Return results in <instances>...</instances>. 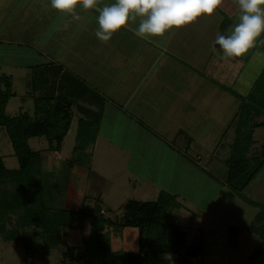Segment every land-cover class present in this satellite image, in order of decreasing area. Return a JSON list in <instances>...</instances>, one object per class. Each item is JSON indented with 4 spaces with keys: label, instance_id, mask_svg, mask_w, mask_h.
<instances>
[{
    "label": "rangeland",
    "instance_id": "rangeland-1",
    "mask_svg": "<svg viewBox=\"0 0 264 264\" xmlns=\"http://www.w3.org/2000/svg\"><path fill=\"white\" fill-rule=\"evenodd\" d=\"M73 13L52 9L49 7V0H0V72L11 76L10 90L14 92L7 103V114L16 115V113L25 111L33 116L34 98L38 96H46L49 98V102L58 97L66 102L68 98H71L67 92V86L64 87L63 83H60L61 81L59 85L62 87L55 91L44 87L36 88V76L32 69L36 65L40 66L48 61H53L55 64H62L64 69H68H65L66 71L79 74L86 67L89 68L86 62L89 57H93V60L101 65H106L109 61L111 56L106 54L105 48H101V40L87 37L86 30L81 31L78 27L76 29V22L68 18L71 16V19L74 20ZM80 25L85 26L86 22L80 19ZM91 25L93 24L91 23ZM87 42L94 43V45L91 49H86L87 52L84 53L82 51L83 43ZM263 45L264 32L257 37L253 46L241 57H246L255 49L262 50ZM94 48H101V50L96 52L93 50ZM103 54L106 55L104 60L100 58ZM96 71L92 70L91 72L93 78L98 77L96 74L98 70ZM102 81L106 83L105 78ZM56 84L58 85V80H56ZM245 84V86L237 84L240 87L235 85L232 88L243 94L250 83ZM79 88L81 89L82 86L80 85ZM87 88L90 89L89 85ZM96 88V94L93 93V95L95 94L101 100L106 96H111V89L113 91L117 89L115 85L110 84H106L104 87L96 86ZM211 89L210 95H214V98L207 107L209 114V120L205 119L206 123L207 120L209 121L208 129L206 128L207 134L204 133L203 136H201L202 132L194 134L193 141L195 143L192 144V148L188 147L186 151L183 150L187 136L166 133L168 139L172 140L173 136L176 138L174 137L175 141L172 143V151H163L165 148L158 135L154 134L155 138H149V135H143L141 132V150L137 151L138 157L141 156V177L140 174L133 175L130 179L124 177L122 170L124 159L119 158L118 150L113 147L115 145L107 143L108 147L105 148L106 143L104 146V142L100 140L93 157L88 155L87 150H90L88 145H85L84 149L73 150L74 145L78 143L73 135L77 124L76 117H72L71 126L73 129L64 134L58 150L48 149L43 136L29 137L28 145L31 149L38 150L41 158L37 169L32 170L33 179L38 182L36 184L40 189L31 188L29 195H33L35 200L27 204L42 207V211H39L42 218L45 211L48 214L55 211V213L63 215L61 210L63 207H65L64 209L81 208L85 210V206L92 208L97 201L100 205L99 213L101 215L110 219H119L123 212L122 206L128 199L155 200L160 190L169 194L177 192L180 196L179 200L184 206L180 204V207H172L166 221L174 229L184 233L183 242H186L182 243L181 248L188 249L192 245L196 246L198 240L201 241L200 228L197 227L199 225L213 226L216 224L221 227L228 223H235V219L239 221L238 217L242 218L240 223L243 224L250 217L244 226H238V231L240 230L242 235L240 236L247 241L248 251H250L249 249L254 251L259 246L264 249V208H261L262 205L264 206V165L243 190L244 195L250 200L254 199L259 202L258 212L253 215V207L256 205L253 206L239 198L220 181V178L224 179L226 173L225 159L230 153V142L234 133L232 126L228 125L237 110L238 98L223 90H216L219 88H215L214 85L211 86ZM218 95H223L224 99L221 98L223 100L220 101L221 99L215 98ZM83 101V99L77 100L80 106ZM42 102L48 104L45 99H42ZM96 104L99 103L96 102ZM74 105L76 104L74 103ZM11 106L16 109H12ZM74 109L76 112V108ZM187 120L191 125H197L194 129L200 130L201 127H198V124L201 125L202 117L201 119L191 117ZM117 131L118 128L114 127L111 132ZM119 134L113 133L110 138L115 141V137H119ZM263 136L264 128L257 127L253 132L252 151L256 149L258 151ZM200 137L203 140L198 143L201 141ZM12 155L13 150L9 138L4 129L0 127V161L6 168H17L15 162L11 163ZM65 156H70L71 161L79 162L82 166L107 178L109 180L107 190L102 193L93 191L94 193L91 195L92 192L86 187H72V182L67 188L66 169L59 165L62 161L65 165ZM61 170L65 175L62 174V179L59 181L58 172L60 173ZM209 173L214 177L209 176ZM17 176L16 173L0 176V188L7 192H14L16 190L13 189L14 186L19 184ZM17 178L18 181H16ZM33 182L35 181L31 183ZM98 183H101V187L104 186L103 182ZM97 195H100L99 198L96 197ZM185 205L192 206L194 211L209 212L210 209L209 216L207 213L203 215L200 213L189 214L184 208ZM23 209L24 207L21 206L12 211H0V230L3 231L0 233V264H86L88 252L84 251L91 247L85 245L93 246L97 242L92 236L90 218L83 217L73 221L68 226V230L61 229L58 243H48V239L46 241L41 235V227L33 224V221L17 226L16 223L21 217ZM215 216L216 218H214ZM193 219H195L194 222L191 221ZM101 224L104 226L98 230V234H101V241L107 239L109 242V251L115 254L126 251L120 247V242L117 240L118 230L105 223L101 222ZM14 228L16 229L13 239H5L4 235L13 231ZM256 232L260 237L259 244L261 245H256L258 239L254 236ZM216 235L218 234L212 235L215 244L211 249L212 253L216 254L213 257L190 258L186 257L185 252H180L179 249L177 255H163L161 260L170 264H186V261L189 264H201L205 259V261L209 260V264H243L245 259L242 257L247 256L236 251L233 246H227L224 250L225 246H221L218 241L219 237ZM84 238L89 239L88 243L84 244ZM248 238H251L252 241ZM238 240L240 241V237ZM101 241L97 243H101ZM68 246L71 247V251L64 255ZM228 259L230 260L227 261Z\"/></svg>",
    "mask_w": 264,
    "mask_h": 264
},
{
    "label": "crops",
    "instance_id": "crops-1",
    "mask_svg": "<svg viewBox=\"0 0 264 264\" xmlns=\"http://www.w3.org/2000/svg\"><path fill=\"white\" fill-rule=\"evenodd\" d=\"M111 2L114 1L103 0L101 2V0H96V6L90 9H83L77 5L73 13L75 19H71V16H68V18L76 22V29L78 27L81 31L86 30L88 32L87 37H94L99 40L95 36V29L97 27L95 18L99 7ZM238 11L236 0H222L221 4L211 14H202L187 25L167 30L162 36L144 38L136 35L134 32L138 21L135 19L128 21L126 26L114 32L109 40L102 41L101 48H105L106 54L111 56L106 65L104 63V65L98 64L93 60V57H89L86 60L89 68L86 67L79 74L74 73L81 80L82 88H79L72 96L70 95L71 98L67 99L71 111V121L67 132L73 129L71 126L73 123L72 117L97 122V130L93 142L87 144L90 149L87 150L88 155L93 157L100 140L104 142V146L106 143L105 148L108 147L107 143L115 145L113 147L118 150L119 158L124 159L122 170L124 177H127V179L139 174L141 177V156L138 157L137 155V151L141 150V132L143 135H149V138H153L154 134L158 135L165 148L163 151L171 152L172 143H174L176 138L173 136L172 140L168 139L166 133L187 136V142H184L183 150L186 151L188 147L192 148V144L195 143L193 141L194 134H198L199 132H202L201 136L204 133L207 134L206 128L208 129L209 125L207 107L211 103L212 98H214V95H210L211 86L214 85L215 88H219L216 90L225 91L217 83L206 77V74L209 75V72L214 70L212 69L213 67L218 72L220 66H224L225 64L224 58L220 59L214 48L213 42L215 36L219 32V26L224 15L229 18V24L226 25L224 32L226 34L230 31L232 25L238 20ZM80 19L86 22L85 26L80 25ZM83 45L82 51L86 53V49H91L94 43L87 42L83 43ZM101 48H94L93 50L97 52ZM104 57H106L105 54L100 58L104 60ZM246 57L248 58L241 71L242 73L235 82L240 86H245V83L248 82L252 83L256 68L264 61V51L255 49ZM60 65L62 66V64ZM254 67L255 71L253 72ZM92 70H95V72L98 70V73H96L98 77H92ZM8 76L11 82V76ZM104 78L106 83L102 81ZM98 79L100 81H97ZM106 84L115 85L117 89L114 91L111 89V96H106L101 100L95 96V92L97 91L96 86L104 87ZM88 85L91 90L87 88ZM93 93L95 94L93 95ZM90 94L91 96H89ZM223 97V95H218L215 98L220 100ZM81 98L84 101L80 106L77 100L80 101L82 100ZM8 100L5 104L6 114ZM96 102L99 104H96ZM11 108L16 109L13 106ZM74 108H76V112ZM7 115L13 116L15 114ZM191 117L194 119L203 118L201 125L200 123L198 124V127H201L200 130L194 129L197 125H191L188 122L187 119ZM205 119H208L207 123ZM114 127H117L119 132H111ZM75 130L76 126L74 128V136ZM113 133H120L119 137H115V141L110 138V135ZM202 140L198 143H201ZM11 159V163L15 162L18 166L14 154ZM64 159L65 165L63 161L59 165L63 169H66L67 176L61 170L60 173L58 172V180L62 179V174L65 175L67 188L70 182H72V187H86L92 192L91 195H93V191L102 193V191L107 190L109 186L107 178L82 166L79 162L71 161L70 156H65ZM209 176H212V174L209 173ZM220 181L223 183V178H220ZM98 182H103L104 186L101 187V183ZM173 194L176 195L175 197L181 206H184L179 200L180 196H178L177 192ZM99 196L97 195L96 197L99 198ZM254 201L258 202L257 200ZM184 208L192 215L207 213L209 216L210 213V209L209 212H206L204 210L194 211L192 210V206L185 205ZM257 208V206L253 207V215L258 212ZM67 209L74 210L75 208ZM249 219L250 217L244 221L245 223L241 224L242 218L238 217L239 221L235 219V223H228L221 227H218L216 224L213 226L198 224L199 226L197 227L200 228L199 231L201 233L202 249L195 255L185 253L186 257L215 256L216 254H213L211 249L215 244L213 242L214 236L212 235L218 234L216 236L219 237L218 241L221 243V246H225L224 250H226L227 246H233L236 251L247 256L242 257V259H245L243 260V264L247 263L248 257L253 250L249 249L250 251H248L249 246L247 241L241 237L242 235L240 234V230L238 231V226H244ZM194 220L191 221L194 222ZM66 229L68 230V227ZM117 233L120 247L126 251L137 250L138 230L136 227L125 226L118 230ZM255 234L254 236L258 238L256 245H260V237L257 232ZM239 237L240 241L238 240ZM248 239L252 241L251 238ZM180 252H185V249L180 247ZM171 254L177 255L178 252L164 255ZM162 256H160V259H162ZM205 260L201 264L210 263L208 259L207 261ZM161 262L163 264H170L162 260Z\"/></svg>",
    "mask_w": 264,
    "mask_h": 264
},
{
    "label": "trees",
    "instance_id": "trees-1",
    "mask_svg": "<svg viewBox=\"0 0 264 264\" xmlns=\"http://www.w3.org/2000/svg\"><path fill=\"white\" fill-rule=\"evenodd\" d=\"M228 24L229 18L224 15L218 33L225 34L224 29ZM214 48L217 51V56L220 59L224 58L225 64L220 66L218 72L213 67L214 70L210 71L209 75L206 74V77L217 83L227 93L238 98L239 102L228 125L232 126L234 133L230 142V153L225 159L226 173L223 184L241 199L257 206L259 202L250 200L244 195L243 190L264 165V136L258 151L257 149L252 151L254 130L259 126L264 128V61L256 68L252 83L247 85L243 94H240L232 86L239 87L235 82L242 73L247 57H225L218 45H214ZM32 69L36 76V88L44 87L55 91L62 87L59 85L61 81L60 83H63L64 87L67 86L69 96H72L79 90L82 83L75 74L53 62L36 65ZM56 80H58V85ZM10 85V77L0 73V127L4 129L9 138L18 166L15 169L6 168L0 161V176L16 173L19 184L14 186L13 189H16L14 192H7L0 188L2 190L0 191V211H12L23 206L24 209L16 223L17 226L33 221V224L41 227V235L46 241L48 239V243H58L61 229L83 217L90 218L92 236L97 242L101 241V234H98V230L104 226L101 222L112 226L115 230H120L125 226L137 228L138 246L136 251H121L115 254L109 251V242L104 239L101 241L102 244L96 242L93 246L85 245L91 247L84 251L88 252L86 264H163L160 259L161 255L177 252L180 249L184 233L174 229L166 221L172 207H180V203L175 194H169L164 190L158 192L155 200L128 199L122 206L123 212L119 219H110L101 215L99 213L100 205L97 201L92 208L85 206V210L61 208L63 215L57 214L55 211L48 214L45 211L44 217L41 218L39 211H42V207L27 204L35 200L33 195H29L31 188L40 189L36 184L38 182L33 179L32 170L37 169L41 158L38 150L30 148L27 139L33 136H43L48 149L58 150L62 138L69 128L71 111L69 103L59 97L49 102V98L46 96H38L34 98L33 116L25 111L13 116L7 115L5 104L9 97L14 95L10 90ZM42 99H45L48 104H43ZM96 124L97 122L87 119H77L75 140L78 143L74 145L73 150L84 149L85 145L93 142L97 130ZM32 181L35 182L31 183ZM261 208L264 206L262 205ZM258 218L255 217V219ZM15 229L6 233L5 239H13ZM2 232L0 230V233ZM84 240V244L89 241L85 238ZM259 247L249 255L248 264H264V249ZM70 248L68 246L63 254H69ZM201 249L202 243L198 240L197 245L185 249V253L195 255Z\"/></svg>",
    "mask_w": 264,
    "mask_h": 264
},
{
    "label": "clouds",
    "instance_id": "clouds-1",
    "mask_svg": "<svg viewBox=\"0 0 264 264\" xmlns=\"http://www.w3.org/2000/svg\"><path fill=\"white\" fill-rule=\"evenodd\" d=\"M222 0H114L99 7L95 36L107 41L128 21L137 20L136 35L162 36L167 30L187 25L202 14H211ZM238 20L226 34L217 33L218 45L225 57H240L264 32V0H236ZM79 5L83 9L96 6V0H49V7L73 13Z\"/></svg>",
    "mask_w": 264,
    "mask_h": 264
}]
</instances>
